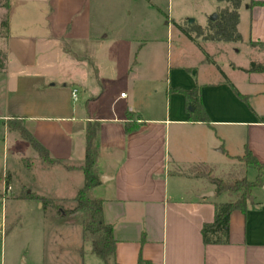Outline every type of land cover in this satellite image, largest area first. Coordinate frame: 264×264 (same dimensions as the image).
Returning <instances> with one entry per match:
<instances>
[{
	"label": "crops",
	"instance_id": "crops-1",
	"mask_svg": "<svg viewBox=\"0 0 264 264\" xmlns=\"http://www.w3.org/2000/svg\"><path fill=\"white\" fill-rule=\"evenodd\" d=\"M250 1H241L237 31L241 40L260 48L264 4ZM98 15L96 37H90L84 8L62 22L59 36L74 40L77 52L72 60H56V72L49 58L59 45L52 47L46 32L40 45L39 34L12 32L8 17L0 71L2 127L10 130L11 119L50 156L78 165L84 159L86 122L98 123L96 169L105 179L92 192L102 199L103 220L112 225L117 264H264V177L252 189L245 212L231 211L227 243L204 244L200 234L202 224L213 219V202L231 201L221 199L228 192L216 193L210 177L247 178L238 159L245 148L264 163V71H245L247 65L243 75L200 80L193 66L202 61L197 48L190 66H174L165 81L159 80L163 38L121 37L124 28L116 37H101ZM82 57L93 66L92 80ZM195 86L207 121L189 118L182 90ZM51 166L40 167L48 174L45 183L37 171L32 184L21 183L17 198L34 200L39 208V200L22 198V192L71 199L83 185L82 171ZM14 175L7 168L0 172L2 203ZM256 175L255 170L253 179Z\"/></svg>",
	"mask_w": 264,
	"mask_h": 264
},
{
	"label": "rangeland",
	"instance_id": "rangeland-1",
	"mask_svg": "<svg viewBox=\"0 0 264 264\" xmlns=\"http://www.w3.org/2000/svg\"><path fill=\"white\" fill-rule=\"evenodd\" d=\"M3 0H0V4ZM7 14L11 31L23 34H39L38 45L44 43L45 32L51 37L50 45H59L56 56L49 58L51 70L56 72V60H72L77 47L71 38L59 36L62 22L73 18L77 11L85 9L92 26L90 37H96V13L103 31L101 37H116L117 30L124 28L121 37H162L158 44L159 80L165 81L170 68L190 66L199 49L201 60L194 63L200 80L214 81L243 75V67L250 61L264 60V47H252L244 40H189L181 27H204L226 4L219 0H7ZM96 5L100 9L96 10ZM0 6V19L4 15ZM97 17V19H98ZM191 20V22H189ZM119 37V36H118ZM259 46V45H258ZM53 47V46H52ZM152 47V45H150ZM75 58V57H74ZM152 60V59H150ZM87 69L86 78L93 79V66L80 59ZM233 70V71H232ZM66 71H64L65 73ZM72 71H68L71 76ZM63 73V74H64ZM65 73L64 76H67ZM94 101L90 100V103ZM90 104L89 109L92 108ZM0 112H2L0 110ZM0 120V172H14L12 190L3 203L0 198V264H102L91 252L90 240H82L80 214L70 213L57 218L55 209L39 208L34 200L18 199L21 183L32 184L36 172L41 184L48 174L40 167L51 168L41 160L30 142L17 129H4ZM31 165V168H28ZM205 171V168L203 169ZM247 178L253 179L255 169L247 167ZM216 176V173H214ZM213 177H210V179ZM232 178V177H229ZM225 180V179H224ZM30 189V185H27ZM2 183L0 181V189ZM27 189V190H28ZM222 194L221 199L233 200L238 192ZM70 207L73 202H65Z\"/></svg>",
	"mask_w": 264,
	"mask_h": 264
},
{
	"label": "trees",
	"instance_id": "trees-1",
	"mask_svg": "<svg viewBox=\"0 0 264 264\" xmlns=\"http://www.w3.org/2000/svg\"><path fill=\"white\" fill-rule=\"evenodd\" d=\"M225 2L214 20H210L204 27L199 25H188L181 27L183 34L191 41L198 38L204 40H239L240 34L237 31L239 19L238 8L242 0H219ZM264 4L263 2L251 0L249 5ZM5 10L0 19V71L4 68L6 54L3 44L8 37V1L3 0L0 4ZM254 44V43H251ZM264 47V43L258 44ZM245 71H264L263 61H250ZM185 97L186 108L189 112L190 120L207 121V116L199 97V87L195 86L190 90H182ZM13 120H8V129H17L21 135L27 139L32 148L39 155L41 160L48 164H61L65 169L78 168L84 176L83 185L77 189L71 199H54L36 195L32 192H22V198L36 199L41 202L43 209L52 207L56 214L67 215L78 212L80 214V227L82 240H90L91 252L94 253L102 264H117L115 261L114 249L115 239L113 237L112 225L106 223L102 216V199L94 196L93 188L100 183V176L96 169L98 157V147L96 143L98 123L87 121L84 131L85 150L84 159L78 164L68 163L61 159H56L36 141L21 125L14 124ZM245 167H253L257 171L255 179L248 180L245 175L233 176L230 179L211 178L216 193L229 191L238 192L235 199L231 201H214V216L212 221L203 223L200 228L201 238L204 244H225L228 242V219L231 211L238 209L245 212L246 205L251 197L252 189L261 184L264 177V163L259 162L252 153L245 148L244 153L238 157ZM65 202H73L70 207L64 206Z\"/></svg>",
	"mask_w": 264,
	"mask_h": 264
},
{
	"label": "built area",
	"instance_id": "built-area-1",
	"mask_svg": "<svg viewBox=\"0 0 264 264\" xmlns=\"http://www.w3.org/2000/svg\"><path fill=\"white\" fill-rule=\"evenodd\" d=\"M71 96L72 98L75 100L76 99V96H77V89L76 88H73L72 91H71ZM6 190H9V187H7Z\"/></svg>",
	"mask_w": 264,
	"mask_h": 264
},
{
	"label": "water",
	"instance_id": "water-1",
	"mask_svg": "<svg viewBox=\"0 0 264 264\" xmlns=\"http://www.w3.org/2000/svg\"><path fill=\"white\" fill-rule=\"evenodd\" d=\"M216 18V14L211 17V20H214ZM191 22V20L189 21ZM105 179L104 176H100V180L103 181Z\"/></svg>",
	"mask_w": 264,
	"mask_h": 264
}]
</instances>
